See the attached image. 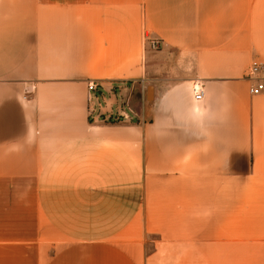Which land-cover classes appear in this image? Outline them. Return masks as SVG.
Here are the masks:
<instances>
[{
  "label": "crops",
  "instance_id": "crops-1",
  "mask_svg": "<svg viewBox=\"0 0 264 264\" xmlns=\"http://www.w3.org/2000/svg\"><path fill=\"white\" fill-rule=\"evenodd\" d=\"M254 63L264 0H0V264H264Z\"/></svg>",
  "mask_w": 264,
  "mask_h": 264
},
{
  "label": "built area",
  "instance_id": "built-area-1",
  "mask_svg": "<svg viewBox=\"0 0 264 264\" xmlns=\"http://www.w3.org/2000/svg\"><path fill=\"white\" fill-rule=\"evenodd\" d=\"M149 39L146 40V42ZM152 46L158 47V42L156 40H150ZM246 79L250 82V93L253 96H258L264 92V64L262 63H254L248 70V74ZM192 91L194 95V99L196 102H201L204 100L205 90L202 82L195 81L192 84ZM35 93V87H29L26 90V98L30 97ZM98 93V85L95 83L89 84V99L93 101ZM92 116L94 114V110L91 111Z\"/></svg>",
  "mask_w": 264,
  "mask_h": 264
},
{
  "label": "rangeland",
  "instance_id": "rangeland-1",
  "mask_svg": "<svg viewBox=\"0 0 264 264\" xmlns=\"http://www.w3.org/2000/svg\"><path fill=\"white\" fill-rule=\"evenodd\" d=\"M244 190H245V189H242V194L245 193ZM257 192H258V194L263 193V192H264V189H257ZM242 207H245V204H242ZM260 254H262V253H260V252L257 253L258 258H259V255H260ZM247 256H248V252H247V251H242V259H247ZM242 263L247 264L248 261H247V260H245V261L242 260Z\"/></svg>",
  "mask_w": 264,
  "mask_h": 264
}]
</instances>
